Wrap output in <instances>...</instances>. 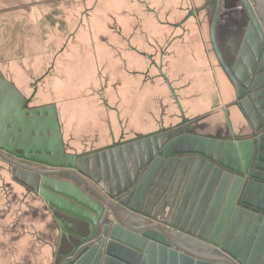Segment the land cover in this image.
<instances>
[{
	"label": "water",
	"instance_id": "water-1",
	"mask_svg": "<svg viewBox=\"0 0 264 264\" xmlns=\"http://www.w3.org/2000/svg\"><path fill=\"white\" fill-rule=\"evenodd\" d=\"M244 1L264 38V0ZM157 70L180 122L82 156L65 152L53 105L29 107L0 76V158L59 225L52 264H248L264 243V135L197 133L201 126L184 115ZM237 224L245 239L230 247L228 232Z\"/></svg>",
	"mask_w": 264,
	"mask_h": 264
},
{
	"label": "rangeland",
	"instance_id": "rangeland-1",
	"mask_svg": "<svg viewBox=\"0 0 264 264\" xmlns=\"http://www.w3.org/2000/svg\"><path fill=\"white\" fill-rule=\"evenodd\" d=\"M147 1L161 11V23L148 10L139 12L144 5L142 0H46V21L48 24L56 21L57 29L53 30L52 25V30L46 33L45 68L40 66L29 77L0 63V71L6 78L26 98H31L29 107L55 105L63 146L68 154L112 146L110 123L115 138L118 133L125 138H138L180 122L178 110H173L178 107L170 90L157 77L155 67L137 55V45L141 50L154 52L158 62L163 58V69L187 106H197L198 101L192 98L196 89L187 88L186 77L198 80L204 76V72L195 69L188 73L187 65L192 66V61L197 65L205 60L216 69V80L222 89L213 81L214 86L210 84L211 88L205 89L207 93L219 99L223 91L230 106L237 98L210 48L208 33L213 17L217 16V28L223 29L217 37L220 51L231 59L239 51H244L247 58V45L257 49V53L261 52V43L264 48L263 31L244 0ZM215 1L219 2V8L213 16L211 5ZM190 9L198 11L196 17H190L183 25L185 34L180 28L169 25L183 19ZM255 27L259 32L253 30ZM249 29L254 33L251 45L245 39ZM261 57L264 59V53ZM147 70L149 76H145ZM257 70L256 67L254 72ZM197 93L204 94V91L197 90ZM179 104L183 108L180 101ZM218 105L211 103V107ZM113 108L118 109V115ZM216 111L211 112L208 119L211 123L221 117V112ZM234 116L238 118L237 122L234 120V134L241 130L244 137L249 136L252 128L237 112ZM210 131L214 134V130ZM242 217L239 219L243 220ZM45 225L50 229L44 230ZM53 226H56L54 219L39 196L27 193L14 181L9 163L0 158V264H52L58 239L56 228L53 238Z\"/></svg>",
	"mask_w": 264,
	"mask_h": 264
},
{
	"label": "crops",
	"instance_id": "crops-1",
	"mask_svg": "<svg viewBox=\"0 0 264 264\" xmlns=\"http://www.w3.org/2000/svg\"><path fill=\"white\" fill-rule=\"evenodd\" d=\"M142 1L143 2L141 4L143 5V3H144V5L142 7L144 9H142V8L139 9V12H141V14H142V12L147 13V10H148V12L152 13L153 16L156 18V20L159 23H161V20L159 19V14L161 11L157 7H154V5L152 6L149 3H146V2H148L147 0H142ZM59 13H60V11H58V14ZM46 14H47L46 0H0V63L7 64L8 69L15 68V69H18L19 71H21L22 74L27 73V74H29V77L33 76V74H35V72H36V69H37V71L40 69V66H41V69L45 68L43 62H45V60H46L47 45H48L47 40H46V33H47V31L52 30V25H53V30L57 29L56 21H54L53 24L47 23ZM187 15H188V12L184 16V18L181 19L179 22L170 23L169 25L173 28H180L183 31V34H185L186 29L183 25L188 21V19H190V18H187ZM220 29L223 30L222 28H220ZM220 33L221 32H219V30H218L216 36L218 37V35H221ZM261 45H262V43L260 44L259 49L261 48V50H263V53H264V48H262ZM169 48L170 47H168V49ZM135 49H137L135 51L137 52V55L140 58L146 59L147 62H149L150 64H152V66L155 67V69L157 71V77H159L161 79V81L164 83V85L167 88V85H166L165 81L162 79V77L159 75L157 68H159L161 70V72L165 75L168 82L171 84L172 88L174 89V91L177 95V98L181 102L184 115L187 118L203 117V116L207 115L208 116L207 118L209 119L211 117V112H213V111L217 112L216 110H219L220 112H222L223 109L228 108L229 112L231 111V116H232L231 128L234 131V128H235L234 122L235 121L237 122V120H238V118L237 119L234 118L235 117L234 114H235V112H237L239 114L238 110H236L235 108L230 106L228 99H227L228 97L226 95H224L222 90H221L222 92H220L219 99L216 98V96H214L210 93H207L205 91V89L207 87L211 88L210 84L213 85V81L216 83L219 90L221 88V86H219V84H220L219 81L216 80V76H215L216 69L214 66L212 67L211 64L208 65V63L205 60H203L202 62L200 61L197 65L194 61H192L194 63V64H192V66L189 64L187 65L188 73H189V71H192L193 69H195L196 72H204L203 78H200L198 80H196L195 78H193V79L189 78L188 79V77H186V81H187V85H188L187 88L191 87L192 91H193V89H196V93H194L192 98H194V100L198 101L197 106H195L194 104H191L190 106L188 104V106H187V105H184L183 102L181 101L180 96L177 94V89L174 87L172 79L170 78L167 71H165L163 69V58L162 59L160 58V60L158 62L157 59L154 58L155 57L154 52L149 51V50H141L138 48V45H137V48H135ZM168 49H167V51H168ZM243 49L244 48H242V50ZM245 49H246L247 55H249V53L253 54L251 49L249 51L248 45H247V47H245ZM160 52L162 55L165 53L163 51V49ZM204 52L206 53V50ZM239 52H241V51H239ZM167 54L169 55L170 53L168 52ZM242 54H244V51H242L239 58L242 61L241 64L243 65V67L245 69L250 71L251 70V63L254 64L255 61L257 62L256 67L258 69L257 72H253V74L251 75L253 77L251 78L252 85H251L250 89H252L255 92L253 95V98H252V103H253V105H255V106H252L253 110L255 111V113H257V115L259 114L261 117L258 118L257 121L251 123V125H249V128H252V129L260 128L262 131H264V70L260 69V66L264 62L263 57L260 56L258 59L255 60L252 57L250 58L249 56H247V58H246L245 54L244 55H242ZM253 55H255V54H253ZM55 58H56V55L52 60L53 61L52 67H54ZM153 62L155 63V65H153ZM209 66H211L212 68H209ZM49 69H50V67L48 68V70ZM148 71L149 70H147L145 72V74H146L145 76H149ZM188 73H186V74H188ZM0 76L2 78H4L6 81L13 84L9 79L6 78L5 74L2 71H0ZM192 77H194V76H192ZM213 77H214V80H213ZM38 80H36V82ZM13 85L15 86V84H13ZM14 88L25 99L31 100V98H26L23 95V92H21L16 86ZM36 89H37V84H36V87L34 88V90L36 91ZM250 89H248V90H250ZM197 90H199V92H200V90L204 91V94L203 93H197ZM216 100H218V102H215ZM211 103H219V105L216 107H211ZM173 104H174V102H173ZM28 105H29V103H28ZM53 106L55 107V105H53ZM242 107L246 108V105L245 106L242 105ZM113 109L118 115L119 114L118 109L117 108H113ZM173 110L176 111L178 109L175 108ZM55 112H56V107H55ZM255 113H254V115H255ZM56 115H57V113H56ZM163 116L164 115L162 114L161 119L163 118ZM118 124L120 127L119 129H121L122 121L120 120V116H119ZM108 127H109V131H110V136H111L112 140H114L112 146H114L116 143H118V141H121L122 143H124V142L126 143V142H130V141L137 139V138H129V137L125 138L124 134H123V136H120L119 133L117 136L118 138H115L116 136L114 134L112 124L110 123ZM59 128L61 129L60 126H59ZM210 129L213 130L212 124L205 127V129H204L205 134H210L211 133ZM60 132H61V130H60ZM119 132H120V130H119ZM121 132L124 133V131H121ZM233 135L235 137H244L245 134L240 130V131H236V134H233ZM263 135H264V133L261 136H263ZM259 137H260V135H259ZM61 138H62V136H61ZM263 139H264V136H263ZM112 146H110V147H112ZM107 148H109V147H107ZM104 149H106V148L103 147V148H100L97 150L87 151V152H83L81 154H74V155H76V156L88 155V154L98 152V151H101ZM54 224L56 226H53V231H54L53 238L55 236V228L57 229L58 235H59V225L55 219H54ZM48 228L50 229V227L45 225L44 230H46ZM241 239H242L241 241H243L245 239V236H243ZM263 256H264V254H262V258H263ZM247 261L249 262V260H247Z\"/></svg>",
	"mask_w": 264,
	"mask_h": 264
},
{
	"label": "flooded vegetation",
	"instance_id": "flooded-vegetation-1",
	"mask_svg": "<svg viewBox=\"0 0 264 264\" xmlns=\"http://www.w3.org/2000/svg\"><path fill=\"white\" fill-rule=\"evenodd\" d=\"M213 11H212V14L213 16L215 15V11L216 9L219 8V2H216L214 4L211 5ZM204 9H201V11H203ZM192 11V9H190L188 11V14ZM197 11L198 10H193V13L194 15H187L188 17L187 18H190V17H196L197 16ZM216 19V24L218 22L217 20V16L216 17H213L209 23V43H210V48H211V51L213 53V55L215 56L216 58V61L218 63V60H217V57H216V53H215V48L217 49V51L219 52V54L222 56V59L223 61L225 62V64L227 65V67L229 68V70H231L233 72V75L237 81L238 84L242 85L244 84L245 85V88H243V90L246 92L245 95H242L241 92L239 91H236L234 85L229 81V79L227 78L228 82L232 85L233 89L235 90V92L237 93V98L234 99V101L232 102L231 106L233 108H235L236 110H238L239 112V116L244 120L246 121L249 125H251V123L255 122L258 120V118H260L261 116L257 113H255V111L253 110V107L250 103V101H252V98H253V95H254V91L252 89H250L252 83H251V78L253 76H251L257 66V62L255 61L254 64L251 63V70L248 71L247 69H245L243 67V65L241 64V60L239 58V56L241 55V52L238 53V55L236 57H234L233 59H231L230 57H228L229 55L226 54V53H223L222 51H220L221 48V45H219L217 43V31H221L220 28H217V26L215 27L214 29V32H215V44H213L212 40H211V34H210V29H211V23L213 21V19ZM215 24V25H216ZM261 52L263 53V50H261ZM259 51L258 54H255L253 55L252 53H249V57L253 58V59H258L262 53ZM240 62V63H239ZM219 66V64H218ZM219 68L221 69V67L219 66ZM222 70V69H221ZM223 72V71H222ZM225 75V74H224ZM248 87V88H247ZM250 89V90H248ZM252 90V91H251ZM242 91V90H241ZM245 103H246V108H243L242 107V104L245 106ZM29 106V105H28ZM239 108V109H238ZM243 111V112H242ZM221 117L218 121H214V123H211L209 120H208V116H203V117H195V118H188L191 121H194V124L195 125H200L201 127L197 128V133L199 134H205L204 132V129L206 126L212 124L213 125V130H214V134H217L218 135H222L224 137H228V136H232L233 138H239V139H246V138H251V137H257L259 135H262L264 133V131H262L260 128H256V129H252L251 130V134L247 137H235L233 134V129L231 128V111L229 112V109L228 108H225L223 109V111L221 112ZM255 113V115H254ZM18 161V160H17ZM11 170V168H10ZM24 187V186H23ZM25 188V187H24ZM26 189V188H25ZM26 192L29 193L31 192L30 190L26 189ZM33 195H35L33 192H31ZM38 196V195H37Z\"/></svg>",
	"mask_w": 264,
	"mask_h": 264
},
{
	"label": "bare ground",
	"instance_id": "bare-ground-1",
	"mask_svg": "<svg viewBox=\"0 0 264 264\" xmlns=\"http://www.w3.org/2000/svg\"><path fill=\"white\" fill-rule=\"evenodd\" d=\"M250 28V27H249ZM255 29V30H254ZM253 30L254 31H256V32H259V30L258 29H256V27L255 28H253ZM252 35H254V33H253V31H251L250 29H249V34L247 35V37H246V41H247V43L248 44H252L253 43V41H254V39L252 38ZM250 44V45H251ZM250 47V46H249ZM251 48V47H250ZM251 50H252V52H253V54H258L257 53V49H254L253 47L251 48ZM250 51V50H249ZM264 60V59H263ZM240 63V62H239ZM260 69L261 70H264V62L262 63V65L260 66ZM31 101V100H30ZM183 110V109H182ZM243 112V111H242ZM94 171V173H95V168H94V166H92V172ZM93 173V174H94ZM235 220V219H234ZM233 220V222L235 223L236 221H234ZM233 222H232V224H233ZM239 224H237L236 225V229L235 228H230V230H229V232H228V238L226 239V243H229V242H227V241H230L231 242V244H230V247H233V243H235V242H232L233 240H235V241H238V240H240V236H241V233L240 234H238L239 233ZM238 236V237H237ZM262 244H260L259 246H257L256 245V247L254 248V250H253V253H252V255H251V257H250V259H249V262H248V264H255L256 263V261H257V264H259L260 263V260H261V256H262V254L264 253V250H263V241L261 242ZM229 248V247H228ZM262 248V249H261ZM260 256V257H259ZM258 258H259V260H258Z\"/></svg>",
	"mask_w": 264,
	"mask_h": 264
}]
</instances>
